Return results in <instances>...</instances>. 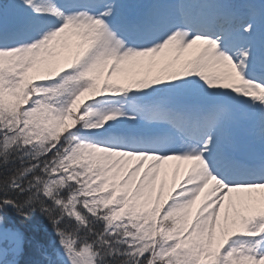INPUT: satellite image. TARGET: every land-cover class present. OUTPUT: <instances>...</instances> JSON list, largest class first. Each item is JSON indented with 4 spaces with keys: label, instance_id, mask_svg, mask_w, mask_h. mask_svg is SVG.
I'll use <instances>...</instances> for the list:
<instances>
[{
    "label": "snow or ice",
    "instance_id": "1",
    "mask_svg": "<svg viewBox=\"0 0 264 264\" xmlns=\"http://www.w3.org/2000/svg\"><path fill=\"white\" fill-rule=\"evenodd\" d=\"M0 264H264V0H0Z\"/></svg>",
    "mask_w": 264,
    "mask_h": 264
}]
</instances>
